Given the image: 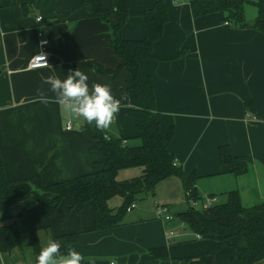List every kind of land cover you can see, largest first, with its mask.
<instances>
[{"label":"crops","instance_id":"1","mask_svg":"<svg viewBox=\"0 0 264 264\" xmlns=\"http://www.w3.org/2000/svg\"><path fill=\"white\" fill-rule=\"evenodd\" d=\"M31 1L0 0V152L6 177L35 187L39 181L49 184L99 168L95 143L82 132L83 114L73 119L71 130L65 129L73 106L63 100L72 95H80L93 111L105 106L98 122L106 134L121 135L127 144L131 138L132 145L139 139L132 119L125 115L119 120L108 108L123 85L124 71L112 76L79 67L88 60L106 69L116 67L106 44L108 26L88 18L89 7L81 0ZM100 1L111 8L119 0ZM156 1L129 0L123 38L144 36L142 12ZM189 1L165 0L168 20L152 46L153 57L142 63L152 79L160 129L166 133L173 128L168 150L186 174H195L200 197L216 195L221 202L226 192L237 190L244 205H253L264 200V34L225 23V13L195 17ZM37 31L43 32L45 45ZM39 52L46 54L47 66L29 69L28 61ZM222 145L245 159V173L234 175L220 163L217 149ZM131 169L119 179L141 173L139 167L126 171ZM177 186L182 189L176 176L156 185L168 208L165 202L178 205ZM30 201L28 196L0 201V225ZM181 201L186 205L183 195ZM155 202L135 204L119 225L103 231L92 230L90 206L78 213L63 201L57 206L32 205L28 218L42 227L40 264H173L152 257L148 250L164 246L170 258H187L212 248L211 240L197 237L176 218H157ZM71 232L79 235L69 253L53 258L52 237ZM231 255L223 248L212 264H230ZM33 259L26 234L10 251H0V264H31ZM254 264H264V258Z\"/></svg>","mask_w":264,"mask_h":264},{"label":"trees","instance_id":"2","mask_svg":"<svg viewBox=\"0 0 264 264\" xmlns=\"http://www.w3.org/2000/svg\"><path fill=\"white\" fill-rule=\"evenodd\" d=\"M34 0L31 2L33 3ZM245 0H190L193 16L225 13V21L240 27L249 26L264 34V0H255L256 15L252 22L244 18ZM88 5V18H97L109 29L106 42L117 59L114 69H106L99 63L88 60L79 67L91 69L98 74L115 76L124 71L123 85L112 98L124 97L122 106L115 109L121 120L128 115L137 131L139 143L130 145L121 135L106 134L100 127L95 110L84 107L83 134L93 140L94 150L98 153L95 162L99 168L69 179L43 184L35 187L25 185L24 180H9L4 171L0 152V201L31 197L23 210L7 224L0 225V251H10L20 244L22 234L27 235V243L32 248L34 259L31 264H40L41 253L38 232L42 227L33 225L28 218V209L43 203L57 206L65 202L69 210L81 212L90 206L92 230L103 231L122 222L126 208L135 203L140 193H153L156 185L170 176H176L182 183L186 207L173 214L185 224L186 228L200 238L213 242L211 249L203 254L187 258H170L166 247H153L149 254L158 260H169L173 264H212L216 253L228 248L232 255L230 264H254L264 258V200L253 205H244L237 190L226 192L224 201L217 202L208 209L191 207L187 199L201 201L195 187V174H186L175 163L174 156L168 150L173 136V128L166 133L159 125V112L155 108V96L151 77L143 69V61L153 57L152 46L163 33L168 20L165 0H157L150 8L142 12L144 36L141 39L128 40L122 37L121 29L128 15L129 0H119L111 8L100 0H81ZM31 5V4H30ZM221 164L226 165L234 175H241L247 169L241 156H234L229 145L217 149ZM139 167L141 173L128 179H118L122 169ZM216 196V195H215ZM120 197L117 207H110L111 199ZM217 197V196H216ZM136 204V203H135ZM80 232V231H79ZM79 232L65 233L52 237V257L67 255ZM67 264H79L71 261Z\"/></svg>","mask_w":264,"mask_h":264},{"label":"built area","instance_id":"3","mask_svg":"<svg viewBox=\"0 0 264 264\" xmlns=\"http://www.w3.org/2000/svg\"><path fill=\"white\" fill-rule=\"evenodd\" d=\"M36 20L41 21V16H37ZM225 23H228V22H225ZM37 36L40 39L39 42L41 45H45L47 43V39L44 38L42 31H37ZM47 64H48V60H47L46 54L43 52H39L37 54H34L30 58V60L28 61L27 67L29 69L41 68V67L47 66ZM123 100H124L123 96L115 97L114 99H112L110 101L108 108L115 110V109L121 107ZM63 101L65 103L73 106L72 118L70 120H68L66 125H65L66 130H71L75 126L73 119L77 118L78 116H80L83 113L84 106L86 105V102H84V100L82 99V97L80 95H72L71 97H69ZM104 107L105 106H97L96 108H94L97 118L100 114H102ZM251 119L253 121H258L259 118L256 116H252ZM216 202H217V197L215 195H204L202 197L201 201H195L193 199H187V203L191 207H194V208L200 207L201 209H208L211 206H213ZM134 207H135V203H131L126 208V211H129ZM154 213H155L157 218H160L164 221H169L173 217L171 212L169 211L168 206L163 205V204H159L157 202L154 203ZM168 234L171 235L172 231H168ZM196 236L199 237V235H197V234H196Z\"/></svg>","mask_w":264,"mask_h":264},{"label":"rangeland","instance_id":"4","mask_svg":"<svg viewBox=\"0 0 264 264\" xmlns=\"http://www.w3.org/2000/svg\"><path fill=\"white\" fill-rule=\"evenodd\" d=\"M253 1H255V0H245L244 5H243L244 14H245V20H246V22H249V23L252 21L250 19H252L256 15V7L253 4ZM129 143L132 145L131 138L129 140ZM132 170H134V169H131V171H128V172L126 171V169H124V171L123 170L119 171L118 179L119 178L121 179L122 177L124 178V174H129L130 175V173L133 172ZM170 177H173V176H170ZM179 188L180 187L177 186V189L180 191L178 195H177L176 191L174 192V195L177 196L178 205H174V203L171 204V202H165L166 204H169V208H171V211H173V212H178L180 209H182V208H184V206H186V205L181 203L182 202L181 198H182V195H183V189L180 190ZM155 189H156V187H155ZM155 189H154L153 193H151V192L140 193L138 195L139 198H137L135 200V203L136 204H140L142 202L150 200L151 202L158 201L159 204H163L161 202V197H160V194H159L160 193V188H157V190H155ZM168 195L171 197V195L169 193H168ZM121 202H122V200H121L120 197H115V198L111 199L109 205H110V207H117V206H119L121 204ZM163 205H165V204H163ZM198 209H200V207H198Z\"/></svg>","mask_w":264,"mask_h":264}]
</instances>
